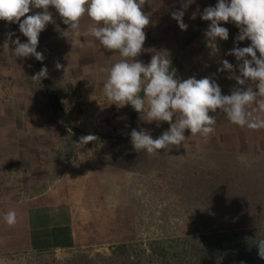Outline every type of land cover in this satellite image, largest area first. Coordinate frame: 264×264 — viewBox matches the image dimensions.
I'll return each instance as SVG.
<instances>
[{
    "label": "crops",
    "instance_id": "0c3cea01",
    "mask_svg": "<svg viewBox=\"0 0 264 264\" xmlns=\"http://www.w3.org/2000/svg\"><path fill=\"white\" fill-rule=\"evenodd\" d=\"M209 2L195 0L189 6L183 17L188 28L182 31L171 17L181 0H146L142 11L150 16V24L144 29L146 40L136 59L147 64L156 52L167 50L171 60H176L177 78L212 76L222 94L229 95L236 82L227 78L228 72L217 69L223 59L237 65L235 57L226 53L234 47L239 29L231 22L222 23L229 39H218L219 54L210 56L204 36L210 22L199 13L191 18ZM49 11L55 23L48 24L39 36L37 51L45 57L42 62L35 57H14V45L5 43V34L13 32L12 39L18 36L21 42L27 38L17 23L0 20V256L112 246L133 242L139 235L134 170L124 154H119L116 138L94 140L70 153L68 139L53 135L56 114L42 81L32 78L47 67L52 82L49 71L57 70L59 61L65 71L56 72L67 84L75 85V93L66 96L82 123L93 119L109 131L139 129L142 120L131 105H110L103 94L106 73L101 69L110 67L120 55L103 49L90 35L92 22L87 16L81 20L80 34L75 35L54 8ZM249 45L248 40L239 43V47ZM96 141L102 145L97 153ZM120 142L128 143L126 138ZM8 210L17 212L13 226L3 218Z\"/></svg>",
    "mask_w": 264,
    "mask_h": 264
},
{
    "label": "clouds",
    "instance_id": "9594fccd",
    "mask_svg": "<svg viewBox=\"0 0 264 264\" xmlns=\"http://www.w3.org/2000/svg\"><path fill=\"white\" fill-rule=\"evenodd\" d=\"M194 2L181 0L180 8L171 13L182 31L188 28L183 17ZM145 3L146 0H0V20L17 23L19 32L27 38V42H21L18 36L12 39L15 33L5 34V43L14 45V57H35L42 62L45 57L37 51L39 36L48 24L55 23L49 9L54 8L63 24L75 35L80 34L81 20L87 16L92 22L88 27L90 35L103 49L120 55L110 67L101 69L106 73L103 94L110 105L118 108L131 105L141 120L155 121L157 127L161 122L170 125L156 138L143 128L132 129L130 140L138 153L145 151L155 155L160 150L178 148L188 139L185 130L207 139L214 133L217 123L216 115L210 113L222 112L240 127L264 129V116L259 115L264 113V0H217L215 6L205 7L202 12L197 8L192 14V19L199 13L202 20L210 22L204 32L210 56L219 54L218 39H229V30L221 26L222 23L231 22L239 29L234 47L226 53L235 57L237 65L234 67L223 59L222 66L217 69V72H228L227 78L236 82L229 95L222 94L212 76L177 78L167 50L156 52L147 64L136 59L146 40L144 29L150 24V16L142 11ZM34 9L41 11L29 14ZM245 40L250 41V45L239 47ZM55 68L65 71L59 61ZM47 77V67L32 76L34 80ZM96 139L92 134L83 135L75 144L83 147ZM3 218L13 226L17 223V212L8 210ZM256 247L259 258L264 259V239H260Z\"/></svg>",
    "mask_w": 264,
    "mask_h": 264
},
{
    "label": "rangeland",
    "instance_id": "374dc122",
    "mask_svg": "<svg viewBox=\"0 0 264 264\" xmlns=\"http://www.w3.org/2000/svg\"><path fill=\"white\" fill-rule=\"evenodd\" d=\"M56 71L50 70L49 74L58 94L65 92L60 99L67 110V121L54 116L53 135L68 139L70 153L80 148L75 143L83 136L73 133L70 125L95 135L96 140L115 137L119 154H124L134 170L139 235L128 243L132 246L128 264H161L151 263L152 243L180 247L218 231L232 232L264 223V129L240 127L231 123L224 113H210L216 115L217 123L207 139L185 130L188 139L178 148L160 150L155 155L138 153L131 144L132 129L105 130L93 119L82 123L79 113L71 109V98L66 96L75 93V85L67 84ZM141 124L153 138L170 127L167 122H162L164 127L161 123L157 127L155 121L142 120ZM122 138L127 139V145L120 142ZM101 147L96 141V153ZM109 253L110 246H99L9 254L0 256V264H83L85 259L92 261L97 259V254Z\"/></svg>",
    "mask_w": 264,
    "mask_h": 264
},
{
    "label": "trees",
    "instance_id": "16d2710c",
    "mask_svg": "<svg viewBox=\"0 0 264 264\" xmlns=\"http://www.w3.org/2000/svg\"><path fill=\"white\" fill-rule=\"evenodd\" d=\"M42 85L56 116L66 120L65 111L58 92L49 78L42 79ZM264 239V223L261 226L241 228L230 232H216L204 236L196 243L168 248L164 243H152L151 263L161 264H264L259 258L256 243ZM132 246L120 243L110 246V253L97 254L96 260L85 259L83 264H128ZM45 253V252H42Z\"/></svg>",
    "mask_w": 264,
    "mask_h": 264
},
{
    "label": "water",
    "instance_id": "95a60500",
    "mask_svg": "<svg viewBox=\"0 0 264 264\" xmlns=\"http://www.w3.org/2000/svg\"><path fill=\"white\" fill-rule=\"evenodd\" d=\"M215 2V0H210V2L208 3L207 7L208 6H212L213 3ZM176 63V60H173L172 61V65H171V68H173V66L175 65ZM171 70V69H170ZM69 129L73 132V133H76V134H81V135H89L90 133L84 131V130H81L80 128L78 127H75L73 125H70L69 126Z\"/></svg>",
    "mask_w": 264,
    "mask_h": 264
}]
</instances>
